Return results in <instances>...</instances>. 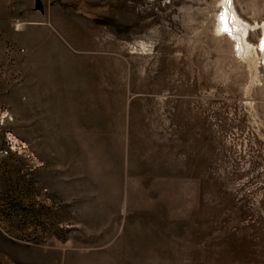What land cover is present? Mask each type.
I'll return each instance as SVG.
<instances>
[{
    "label": "rangeland",
    "instance_id": "1",
    "mask_svg": "<svg viewBox=\"0 0 264 264\" xmlns=\"http://www.w3.org/2000/svg\"><path fill=\"white\" fill-rule=\"evenodd\" d=\"M41 1L0 0V264H264V0Z\"/></svg>",
    "mask_w": 264,
    "mask_h": 264
},
{
    "label": "bare ground",
    "instance_id": "2",
    "mask_svg": "<svg viewBox=\"0 0 264 264\" xmlns=\"http://www.w3.org/2000/svg\"><path fill=\"white\" fill-rule=\"evenodd\" d=\"M226 10L227 11L225 12L224 19H226V21H227V27L230 30V32L232 33V36L234 38H236L239 49L242 51L243 49H245L249 45L247 46V43H245V41H244V37H243L244 35L242 36V30L240 28V24L236 21V18H235L233 11H231V9L228 8V6L226 7ZM21 27L22 26H19V29H21ZM235 28L236 29L238 28V29L236 30ZM242 29H244V28H242ZM233 30H236V31H233ZM244 51H246V49Z\"/></svg>",
    "mask_w": 264,
    "mask_h": 264
},
{
    "label": "snow or ice",
    "instance_id": "3",
    "mask_svg": "<svg viewBox=\"0 0 264 264\" xmlns=\"http://www.w3.org/2000/svg\"><path fill=\"white\" fill-rule=\"evenodd\" d=\"M226 2L230 4L232 2V0H226ZM220 19H221V22L223 25L221 32H229V29L227 27V21H226V19H224V16H221ZM261 47H262V50H264V38L261 39Z\"/></svg>",
    "mask_w": 264,
    "mask_h": 264
},
{
    "label": "water",
    "instance_id": "4",
    "mask_svg": "<svg viewBox=\"0 0 264 264\" xmlns=\"http://www.w3.org/2000/svg\"><path fill=\"white\" fill-rule=\"evenodd\" d=\"M33 10L43 12L44 5L41 0H34Z\"/></svg>",
    "mask_w": 264,
    "mask_h": 264
}]
</instances>
